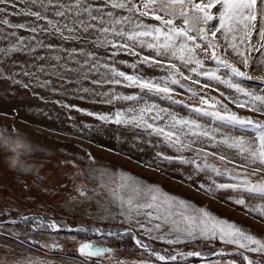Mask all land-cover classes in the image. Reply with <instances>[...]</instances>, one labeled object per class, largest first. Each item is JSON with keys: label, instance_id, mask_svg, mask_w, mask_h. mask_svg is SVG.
I'll return each instance as SVG.
<instances>
[{"label": "rangeland", "instance_id": "obj_1", "mask_svg": "<svg viewBox=\"0 0 264 264\" xmlns=\"http://www.w3.org/2000/svg\"><path fill=\"white\" fill-rule=\"evenodd\" d=\"M13 2L17 4L16 8L0 5L7 8L6 18L14 24L31 25L32 17L12 14L28 8L29 5L21 0ZM32 10L37 9L32 7ZM2 15L5 14H0ZM176 23L179 25L182 22L177 20ZM12 31L24 37L25 43L33 35L24 29H10L0 25V37H3L0 38V48L7 49L10 44L16 42V37L8 35ZM40 38L46 44L57 45L58 49H37L36 52L25 49L23 52L8 55L0 53V221H8L0 223V264H165L137 245L132 231L150 250L166 257L176 255L177 252H198L208 256L218 250L243 251L234 245L223 244L218 239H197L173 245L149 239L136 223L137 220L145 222V216H138L133 212L129 222L125 216L119 215V201L112 196L111 189L118 187L120 175L131 177L143 185L158 187L190 206L206 209L215 217L232 222L245 232L264 239V217L246 211L244 206L234 202L235 199L243 198L247 205L255 206L264 204V200L243 191L217 190L212 184V180L216 183H238L236 177L243 179L245 174L252 181L258 182L264 178V173L253 174V167L256 166L239 167L246 164V161L237 154V150L218 143L223 136H243L250 139L254 135L253 131L240 129L211 116L197 114L192 108L215 110L209 105L201 104L199 96L208 100L215 97L219 101L217 109L221 112L224 105H227L231 112L241 118L264 120V116L246 108L236 107L220 93L233 97L237 96V93L223 84L205 80L203 77H193L199 79L200 84L181 79L180 84L183 87L170 86L173 89L171 100L180 103L141 93L135 87L93 84L91 80L98 79L99 76L92 75L85 80L73 72H65L52 57L65 55L59 48L72 49L83 46L87 50L96 51L102 60L112 63L109 51L103 48L92 49L91 45H80L75 41H62L56 35H41ZM137 51H142V55H151L146 49ZM40 56L45 59H39ZM252 57L247 68L237 64L235 56L229 55L225 58L252 77L236 78L242 86L264 95V64L260 63V53L254 52ZM114 59L117 62H125L117 63L119 70L133 74V69L127 65L135 62L137 57L121 52ZM41 65L45 68L43 72L39 71ZM206 67L214 68L215 64L209 61ZM182 71L191 75L185 69ZM136 72L151 78L167 74L166 71H161L159 66L149 67L145 64L139 65ZM202 84H211L212 87L203 88ZM187 89L196 91L198 95L193 96ZM104 92L139 94L149 103L168 109L178 118L195 119L209 131L219 128L220 132L214 133L216 141L201 138L202 143L199 146L204 147L207 152L222 153L234 163L209 156L207 164L215 165L223 173L216 175L210 168L197 172L196 164L181 163L179 159L171 162L163 159V156L182 157L197 161L201 167L205 164L203 154L197 156L194 148L178 152L176 147L170 146L162 137L149 135L142 128L98 119L99 115L111 117L117 110L138 106L135 100H113L111 104L105 103L109 97L99 94ZM239 98L245 99L242 96ZM139 103L143 104V101ZM168 120L169 117L166 116L165 121ZM165 121L159 123L163 125ZM214 143L217 144L216 147L211 146ZM158 152L163 156H157ZM230 176L234 178L229 179ZM112 177L117 178L116 183L112 182ZM200 184L211 187L213 191L206 192L199 187ZM126 208L125 205V210ZM31 215H42L43 218L54 221L60 228H80L71 231L56 230L57 228H52L38 218L29 219ZM17 218L28 220L10 221ZM81 227L90 229L82 231ZM91 228L101 230L102 234ZM119 231L122 234L107 236ZM83 243H92L108 251L99 256L82 255L79 249ZM245 254L253 260H264V256L255 253ZM229 262L247 264L240 252L233 255L218 254L210 259H182L168 264Z\"/></svg>", "mask_w": 264, "mask_h": 264}, {"label": "snow or ice", "instance_id": "obj_2", "mask_svg": "<svg viewBox=\"0 0 264 264\" xmlns=\"http://www.w3.org/2000/svg\"><path fill=\"white\" fill-rule=\"evenodd\" d=\"M21 2L29 7L12 14L32 17V24L12 23L6 18L7 8L0 7V14H5L0 16V25L10 29H24L33 35L25 43V38L18 36L16 31L8 33L9 36L16 37V42L10 44L7 49L0 48V53L4 55L23 52L25 49L29 52H36L37 49L56 51L57 45L46 44L40 38L41 35H56L62 41H75L80 45H91L92 49L103 48L111 53L109 59L112 63L102 60L97 56L96 51L87 50L83 46L72 49L59 48V51L65 55L52 57L65 72H73L85 80L92 75L99 76L98 79L91 80L93 84L135 87L141 93L171 100L173 92L171 85L183 87L180 84L181 79L200 84V80L193 77H203L205 80L223 84L237 93L235 97L220 93L236 107L246 108L250 112L264 116V95L246 89L236 79H252V77L225 58L229 55L235 56L236 63L247 68L253 59L252 53L258 52L260 63L264 64V0H21ZM0 5L17 7L13 0H0ZM32 7L37 10L33 11ZM177 20L182 23L178 25ZM40 21L44 23L41 24ZM137 49H146L151 55H142V51ZM121 52L138 58L127 65L133 69V74L121 71L116 66L117 63H125L114 59ZM38 58L45 59L44 56ZM209 61L214 62V68L206 67ZM141 64L149 67L159 66L160 70L166 71L167 74L159 78L141 76L136 72ZM182 69L187 70L191 75L185 74ZM39 71H45L43 65L40 66ZM201 87L210 88L212 85L202 84ZM187 90L191 91L193 96L198 95L196 91ZM213 90L218 91V89ZM99 94L109 97L104 101L105 103L111 104L113 100H135L138 106L117 110L111 117L99 115L98 119L142 128L149 135L162 137L170 146L176 147L178 152L194 148L197 156L203 154L205 164L201 167L195 160L163 156L160 152L157 156H163V159L169 162L179 159L181 163L196 164L197 172L210 168L216 175L223 173L215 165L207 164L209 156L218 157L220 161H227L230 164L234 163L222 153L207 152L204 147L199 146L202 143L201 138L216 141L217 137L214 133L220 132L219 128L209 131L195 119L178 118L168 109L158 108L155 103H149L139 94L121 95L111 92ZM240 96L245 99H240ZM199 100L201 104L209 105L215 110L207 111L193 107V112L211 116L215 120L238 126L243 130L253 131L254 135L250 139L243 136H223L218 143L237 150V154L246 161V164L239 167L256 166L253 167V174L264 173V120L241 118L231 112L227 105H224L221 112L217 109L219 101L215 97L208 100L204 96H199ZM140 101H143V104H140ZM171 102L180 103L176 100ZM166 116L169 117L168 121H165ZM159 121L165 123L161 125ZM188 137L191 139H186ZM211 146L216 147L217 144ZM233 178L229 177V179ZM110 179L116 183V177ZM118 179V187L112 188L111 192L119 201L121 209L119 215L125 216L129 222L133 212L138 216L141 214L145 216V222L137 220L136 223L149 239L161 240L170 245L197 239H218L223 244L234 245L237 249L243 250L240 255L247 264H264V260H253L245 254L251 252L264 256V239L245 232L232 222L215 217L206 209L190 206L158 187L143 185L125 175H120ZM236 179L238 183H216L212 180V184L217 190L243 191L264 200V178L258 182L252 181L245 174L243 179L239 177ZM199 187L206 192L213 191L204 184H200ZM234 202L244 206L246 211L264 217V204L249 206L243 198L235 199ZM51 227L55 229V223ZM137 244L150 256H155L165 264H168V261H176L178 255L200 256L198 252H177L176 255L166 257L150 250L147 244L139 240ZM79 251L82 255L99 256L108 249L94 246L92 243H83Z\"/></svg>", "mask_w": 264, "mask_h": 264}, {"label": "water", "instance_id": "obj_3", "mask_svg": "<svg viewBox=\"0 0 264 264\" xmlns=\"http://www.w3.org/2000/svg\"><path fill=\"white\" fill-rule=\"evenodd\" d=\"M36 218L40 219L42 222H44V223H46V224H48L50 226L53 223H55L54 221L48 220L46 218H43L42 215H33V216L31 215V216H29V219H36ZM26 220H28V218L27 219L26 218H23V219L22 218H17V219H12L10 221H12V222H24ZM2 222H8V221H0V223H2ZM55 225H56V228H57L56 230L71 231V230H74L75 228H80L79 226H73V227H69V228H66L65 229V228H60L59 226H57L56 223H55ZM81 228L82 229H90V228H87V227H81ZM92 230L97 231L98 233H101L102 234V231L99 230V229H97V228H94ZM132 233H133L134 241L137 244V240H139V239L137 238L136 234L133 231H132ZM119 234H122V232H120V231L119 232H114V233H111V234H107V236H116V235H119ZM237 252H242V251L227 252V251H224V250H218V251H215L214 253H212L211 255H208V256H206V255H200V256H182L181 258H177L176 261H180L182 259H210V258H213L215 255H218V254H226V253H228V254L233 255V254H236ZM168 262H175V261H168Z\"/></svg>", "mask_w": 264, "mask_h": 264}]
</instances>
